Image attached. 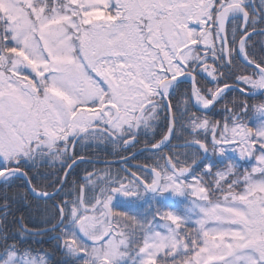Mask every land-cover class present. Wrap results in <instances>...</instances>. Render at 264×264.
Masks as SVG:
<instances>
[{
    "label": "snow or ice",
    "instance_id": "1",
    "mask_svg": "<svg viewBox=\"0 0 264 264\" xmlns=\"http://www.w3.org/2000/svg\"><path fill=\"white\" fill-rule=\"evenodd\" d=\"M0 264H264V0H0Z\"/></svg>",
    "mask_w": 264,
    "mask_h": 264
},
{
    "label": "trees",
    "instance_id": "2",
    "mask_svg": "<svg viewBox=\"0 0 264 264\" xmlns=\"http://www.w3.org/2000/svg\"><path fill=\"white\" fill-rule=\"evenodd\" d=\"M43 247L47 248V247H48V245H44Z\"/></svg>",
    "mask_w": 264,
    "mask_h": 264
}]
</instances>
